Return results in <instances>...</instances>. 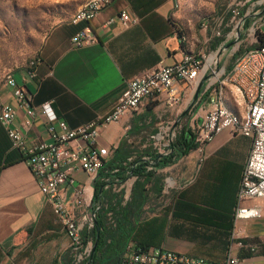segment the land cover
<instances>
[{"label":"crops","instance_id":"obj_1","mask_svg":"<svg viewBox=\"0 0 264 264\" xmlns=\"http://www.w3.org/2000/svg\"><path fill=\"white\" fill-rule=\"evenodd\" d=\"M173 8L174 0H112L88 24L67 22L53 27L43 40L33 77L28 78L26 70L13 74L29 93L34 116L17 107L9 88L2 89L0 103L15 110L10 126L20 131L27 146L50 144L40 112L44 103H50L58 120L76 128L108 114L127 81L159 63L172 65L183 52H195V41L173 24ZM120 11L136 23L124 27L118 19ZM249 24L251 19L239 30L249 31ZM84 29L92 42L71 47L70 38ZM207 65L211 71H205ZM231 65L221 62L220 56L208 58L193 85L177 83L176 103L168 104L165 94L145 99L138 112L101 130L99 143L111 153L103 168L113 162L112 169L97 177L73 173V187L82 186L88 200L97 189V195L105 194L102 178L113 190L117 182L132 185L133 191L134 183L144 180L137 176V169L145 166L148 176L143 191L132 192L137 206L120 225L119 236L126 235L128 242L214 262L231 255L239 264H264V199L244 203L257 207L259 218H232L251 140L222 131L182 156L173 149L152 148L151 137L198 122V107L207 104L221 73ZM221 92L226 108L241 119L245 114L241 97L229 85ZM25 122L30 126L25 127ZM73 189L63 187L59 195L70 215L77 217L85 207L74 204ZM69 247L61 221L0 123V264H69Z\"/></svg>","mask_w":264,"mask_h":264},{"label":"built area","instance_id":"obj_2","mask_svg":"<svg viewBox=\"0 0 264 264\" xmlns=\"http://www.w3.org/2000/svg\"><path fill=\"white\" fill-rule=\"evenodd\" d=\"M111 1L88 0L87 6L76 11L75 17L70 19L69 23L73 25L88 24ZM234 6L230 22L238 15L237 8L241 5L237 2ZM255 14L243 16L236 23L238 35L239 27L244 25L247 17H253ZM118 19L124 27H129L137 21L126 11H120ZM258 19L260 21L258 25L255 21L251 22V30L259 32L260 25L264 20L262 21V17ZM111 22V20L108 21V24ZM92 40V35L88 33L87 29H84L70 38V45L73 48H80L91 43ZM185 40L183 37L182 41L185 42ZM207 61L208 58L200 51L196 53L183 52L180 60L172 65L165 66L159 63L154 69L147 70L127 81L125 89L113 109L103 117L94 119L95 127H87V124H84L70 128L64 121L57 119L50 103H44L40 107V112L45 117L46 132L51 139L50 144L41 142L27 146L20 131L10 126L15 116L14 108L8 104H1L0 123L5 130L10 146L23 156L41 193L51 205L53 214L61 221L64 233L70 242V255H73L74 258L81 259L82 256L85 258L89 256L87 249L83 250V244L87 240L82 241V236L96 227V219L101 211L103 198L100 191L97 197L91 196L87 200L82 186L73 187V173L82 171L88 176L97 177L102 172L111 153L109 148L99 143L101 130L109 124L119 123L124 116L138 112L145 99H153L165 94L168 104L176 103L178 101L177 83L193 85ZM37 62L38 60L31 63L26 70L28 78L33 77V70ZM211 69V65H207L205 71H211ZM218 79L206 100L207 104L198 107L195 113L199 119L194 124L197 133L195 143L197 146H201L211 141L222 131H228L233 135H240L251 140L249 154L235 197L232 218L234 221L256 219L260 217V210L254 206H244V203L249 200L264 199V46L250 49L234 59L230 69L222 72ZM225 80L238 83L246 93L247 113L241 114V119H233L225 111L219 109L218 88L220 82ZM4 87L11 90L17 107L25 109L28 117H33L35 110L31 107L29 93L16 83L12 73L5 75ZM24 125L29 127L30 123L25 122ZM173 138H175V130L166 135L160 133L151 137L153 139L152 148L155 151L169 150L173 144ZM147 171H151V168L148 167ZM101 181L103 182L102 192H108L110 186L107 184V180L102 178ZM63 187L74 188V204L85 207L79 216H71L66 209L59 195V191ZM122 188L123 185L116 182L114 190L110 187V191L120 192ZM238 246L242 247V244L238 243ZM118 264H239V260L231 255H226L222 261L214 262L160 248H144L128 242L119 256Z\"/></svg>","mask_w":264,"mask_h":264},{"label":"rangeland","instance_id":"obj_3","mask_svg":"<svg viewBox=\"0 0 264 264\" xmlns=\"http://www.w3.org/2000/svg\"><path fill=\"white\" fill-rule=\"evenodd\" d=\"M239 2L238 15L231 21V11ZM81 0H0V97L4 87V78L8 73L15 74L27 70L30 64L38 59L43 40L49 31L62 23H67L75 15ZM255 14L251 22L257 25L259 19L264 20V0H174L172 22L178 32L195 41V53L200 51L211 60L214 56L221 57V62L230 64L244 52L258 45V31H240L237 34L236 23L243 16ZM250 28V24L248 25ZM259 32L264 36V22ZM230 81V80H229ZM224 89L232 83L221 81ZM1 106V103H0ZM188 131L196 137L193 124L186 127L183 123L175 130L173 143L182 131ZM151 149V148H150ZM104 191L102 208L97 216L103 223V247L109 249L120 237V225L126 215L132 213L137 206L131 198L132 185L123 184L120 192ZM129 191V192H128ZM94 229L83 234V250L87 249L89 256L74 258L69 255V264H88L94 249ZM85 236V237H84ZM122 238V236L120 237ZM123 242V239L119 242Z\"/></svg>","mask_w":264,"mask_h":264},{"label":"trees","instance_id":"obj_4","mask_svg":"<svg viewBox=\"0 0 264 264\" xmlns=\"http://www.w3.org/2000/svg\"><path fill=\"white\" fill-rule=\"evenodd\" d=\"M257 41L258 45L255 48H259L264 46V40L263 36L258 34L257 35ZM197 147V144L194 143V137L188 132V131H182L180 135L177 137V140L175 141V144L173 143L171 145V149L178 152L179 155H185L186 152L189 150L195 149ZM111 164L113 162H110L108 167L103 168L111 170ZM102 170V171H103ZM122 170H125V167L122 168ZM137 176L143 177V183H138L137 181L133 185V191H138L139 194L143 191V185L144 182L147 179L148 173H146L145 166L141 165L139 169H137ZM97 191H95V197H97ZM142 198V197H141ZM104 229H103V223L102 220L99 218L96 222V229L94 231V249L90 257V261L88 264H118L119 256L121 255V252L123 250L119 251V246L121 245L119 242L123 239L122 246L126 245L128 242L127 236L125 235L122 238H118V240H115L114 243L109 249L102 248L103 247V236H104ZM85 235V234H84ZM86 236V235H85ZM84 236V237H85ZM87 238V236H86Z\"/></svg>","mask_w":264,"mask_h":264},{"label":"bare ground","instance_id":"obj_5","mask_svg":"<svg viewBox=\"0 0 264 264\" xmlns=\"http://www.w3.org/2000/svg\"><path fill=\"white\" fill-rule=\"evenodd\" d=\"M87 4H88V0H81L80 6H79L77 11H79V9H81V8L86 7ZM74 17H75V15L72 18H74ZM228 82L232 83L233 89L236 91V93L239 95V97H241V99L243 100L244 112L246 114L247 113V107H248V100H247L246 93L243 92V89L240 87V85L238 83L233 82L232 80H230V81L228 80ZM221 89H223V88L220 85V87L218 88L219 109H220V111H225V113L228 114L229 116H231L233 119H238L224 105L223 99H222ZM87 127H95V121H91V122L87 123Z\"/></svg>","mask_w":264,"mask_h":264}]
</instances>
